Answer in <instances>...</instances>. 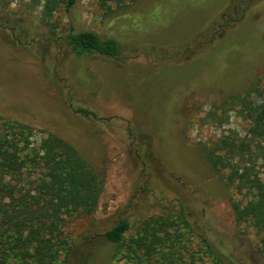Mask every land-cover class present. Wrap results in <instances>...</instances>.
Masks as SVG:
<instances>
[{
    "label": "rangeland",
    "instance_id": "obj_1",
    "mask_svg": "<svg viewBox=\"0 0 264 264\" xmlns=\"http://www.w3.org/2000/svg\"><path fill=\"white\" fill-rule=\"evenodd\" d=\"M67 2L47 25L34 0H0V116L71 142L103 178L96 211L65 219L64 237L83 243L75 264H109L103 236L119 220L133 236L149 217L183 215L230 264H264L203 156L222 134H245L229 98L264 87V0ZM71 28L117 38L123 57H75ZM179 244L178 264H213L195 234Z\"/></svg>",
    "mask_w": 264,
    "mask_h": 264
},
{
    "label": "trees",
    "instance_id": "obj_2",
    "mask_svg": "<svg viewBox=\"0 0 264 264\" xmlns=\"http://www.w3.org/2000/svg\"><path fill=\"white\" fill-rule=\"evenodd\" d=\"M34 1L41 5L47 25L66 3ZM113 1L99 0L107 12H112ZM138 1L128 0L130 4ZM239 16L233 13L231 20L238 22ZM64 43L78 58L101 56L119 61L124 53L117 38L88 30L71 28ZM227 103L247 121L245 134H222L204 148L203 156L231 194L235 223L252 230L257 252L264 259V178L259 174L264 167V87L252 85ZM78 112L95 118L86 109ZM102 188L103 178L71 142L52 132L37 138L32 126L0 116V264H75L83 243L64 237L65 219L93 214ZM180 223L185 234L178 232ZM129 229L127 220H119L105 232L103 239L114 245L109 264H178L185 247L179 243L187 233L198 237L203 255L213 264H230L216 251L206 231L184 215L181 220L149 217L133 236L126 235Z\"/></svg>",
    "mask_w": 264,
    "mask_h": 264
}]
</instances>
